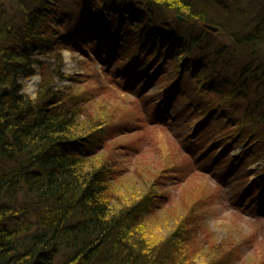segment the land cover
<instances>
[{
	"label": "trees",
	"instance_id": "trees-1",
	"mask_svg": "<svg viewBox=\"0 0 264 264\" xmlns=\"http://www.w3.org/2000/svg\"><path fill=\"white\" fill-rule=\"evenodd\" d=\"M86 42L132 65L127 84L162 74L167 105L183 90L202 131L216 122L200 148L213 159L264 151V0H0V264H235L231 243L202 237L198 204L160 209L153 185L116 176L112 113L56 84L63 50ZM246 192L264 199V166Z\"/></svg>",
	"mask_w": 264,
	"mask_h": 264
},
{
	"label": "rangeland",
	"instance_id": "rangeland-1",
	"mask_svg": "<svg viewBox=\"0 0 264 264\" xmlns=\"http://www.w3.org/2000/svg\"><path fill=\"white\" fill-rule=\"evenodd\" d=\"M2 1L11 5L13 0ZM232 1L244 4L248 0ZM89 45L86 42L82 50L69 45L63 50L61 68L67 78L58 79L56 84L64 89L74 86L88 94L87 103L94 112L112 113L105 144L108 143L110 159L115 161L116 176L127 189L131 185H153L160 209L198 204L207 229L203 230V238L212 235L216 241L231 243L235 264H264V199L246 194V188L256 179V171L264 166V151L260 157L247 156L239 161L243 146L237 143L228 147L229 155L236 158L230 165L226 166L229 157L213 159L215 146L206 152L200 148L217 133L216 122L202 131L194 120V105L183 90L179 88L167 105L163 99L159 101L162 95L168 98L162 74L151 81L143 76L142 67L135 75L146 80L144 85L127 84L119 71L124 69L130 75L132 65L125 66L128 62L124 58L98 56ZM154 66L155 63L151 67ZM35 75L40 83L39 72ZM33 76L24 80L22 89L32 98L37 91L29 90ZM218 149V155L225 151L221 145Z\"/></svg>",
	"mask_w": 264,
	"mask_h": 264
},
{
	"label": "bare ground",
	"instance_id": "bare-ground-1",
	"mask_svg": "<svg viewBox=\"0 0 264 264\" xmlns=\"http://www.w3.org/2000/svg\"><path fill=\"white\" fill-rule=\"evenodd\" d=\"M38 76H33L30 80H29V90L31 91H36V89L38 88Z\"/></svg>",
	"mask_w": 264,
	"mask_h": 264
},
{
	"label": "water",
	"instance_id": "water-1",
	"mask_svg": "<svg viewBox=\"0 0 264 264\" xmlns=\"http://www.w3.org/2000/svg\"><path fill=\"white\" fill-rule=\"evenodd\" d=\"M206 27L209 28V29H211L212 31H217V30H218L217 27L212 26V25H210V24H207Z\"/></svg>",
	"mask_w": 264,
	"mask_h": 264
}]
</instances>
